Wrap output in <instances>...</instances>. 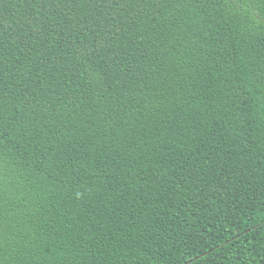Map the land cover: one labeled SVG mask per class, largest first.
<instances>
[{
  "label": "trees",
  "instance_id": "trees-1",
  "mask_svg": "<svg viewBox=\"0 0 264 264\" xmlns=\"http://www.w3.org/2000/svg\"><path fill=\"white\" fill-rule=\"evenodd\" d=\"M0 264H264V0H0Z\"/></svg>",
  "mask_w": 264,
  "mask_h": 264
}]
</instances>
